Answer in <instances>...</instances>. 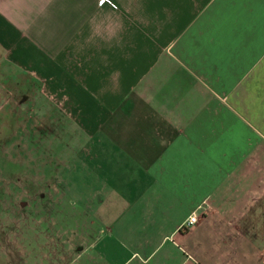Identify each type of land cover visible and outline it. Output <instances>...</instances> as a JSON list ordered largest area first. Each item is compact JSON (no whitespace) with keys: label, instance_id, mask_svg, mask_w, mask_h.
Masks as SVG:
<instances>
[{"label":"crops","instance_id":"crops-1","mask_svg":"<svg viewBox=\"0 0 264 264\" xmlns=\"http://www.w3.org/2000/svg\"><path fill=\"white\" fill-rule=\"evenodd\" d=\"M0 69L23 92L0 103L74 150L59 186L86 222L43 264H243L264 220V0H0Z\"/></svg>","mask_w":264,"mask_h":264},{"label":"rangeland","instance_id":"rangeland-1","mask_svg":"<svg viewBox=\"0 0 264 264\" xmlns=\"http://www.w3.org/2000/svg\"><path fill=\"white\" fill-rule=\"evenodd\" d=\"M11 78L0 69L2 101L23 99V92L7 90ZM0 104V264H43L47 243L55 244L51 237L56 230L86 222L82 205L68 200L72 191L66 195L59 186L74 180V171L65 172L74 169V150L67 147L69 141L59 134L57 124L41 133L43 116L28 102L15 108L12 102ZM49 178L56 187L48 199L43 191H48L44 187ZM254 223L259 230L246 241L244 237L239 254L243 264H264V220Z\"/></svg>","mask_w":264,"mask_h":264},{"label":"built area","instance_id":"built-area-1","mask_svg":"<svg viewBox=\"0 0 264 264\" xmlns=\"http://www.w3.org/2000/svg\"><path fill=\"white\" fill-rule=\"evenodd\" d=\"M102 1V0H101ZM197 221V214L192 213L188 220L185 223V226L189 227L190 225H192L193 223H195Z\"/></svg>","mask_w":264,"mask_h":264}]
</instances>
